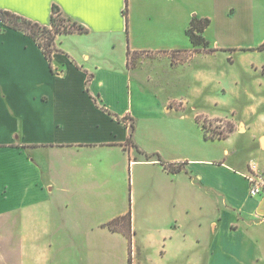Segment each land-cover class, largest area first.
<instances>
[{"label": "crops", "instance_id": "crops-1", "mask_svg": "<svg viewBox=\"0 0 264 264\" xmlns=\"http://www.w3.org/2000/svg\"><path fill=\"white\" fill-rule=\"evenodd\" d=\"M197 1L0 0V8L44 25L51 24L52 9L57 5L66 18L87 29L58 34V51L50 61L33 37L0 21L1 189L8 190L14 184L12 168L21 158L30 173L15 178L19 184L25 183L22 188L32 191L28 210L45 198V191L55 190L67 202L83 203L90 198L85 205L103 208L101 199L95 201L94 197L113 195L110 172L118 173L121 168L112 158L117 151L130 171L131 208L121 205L117 215L97 222L90 216L85 221L97 223V231L91 227L81 233L83 239L74 240L77 264L84 259L99 264V259L109 260L114 255L129 264L131 247L133 264H264V216L258 213L264 201L250 196L246 177L250 162L262 172L264 163L254 158L234 161L235 150L225 148L222 157L194 153L191 158H164L186 162L184 170L168 172L156 155L163 154L164 147L177 153L189 145V138L179 141L177 135L159 125L178 104L166 86H155L151 75L128 65L129 49L174 54L187 65L195 58L214 55L218 48L249 41L256 23L251 15L254 0H236L245 7L242 23L232 33L224 32L225 37L237 35L235 42L216 40L213 50L208 34L214 18L207 11L201 12ZM224 2L212 0L216 9ZM195 17L211 21L202 32L207 46H195L188 35ZM89 75L92 79L87 90ZM199 116L204 115H198L196 121L206 143L229 141L241 124L243 132L251 129L240 120L227 136L206 139ZM123 117L129 118V124L134 122L133 142L128 141L131 129ZM263 138L261 131L256 143L264 150ZM146 154L153 157L148 159ZM38 159L50 165L73 163L78 171L60 169L45 179ZM81 159H85L83 165ZM79 178L84 181L77 189ZM12 210L0 209V217ZM129 211L134 231L131 243L123 232L99 224ZM99 230L102 235H98ZM116 240L119 251L117 245L114 247ZM52 244L55 242L28 236L21 264H50L56 253L58 261L66 257L61 247L51 253ZM4 259L0 254V261Z\"/></svg>", "mask_w": 264, "mask_h": 264}, {"label": "rangeland", "instance_id": "rangeland-1", "mask_svg": "<svg viewBox=\"0 0 264 264\" xmlns=\"http://www.w3.org/2000/svg\"><path fill=\"white\" fill-rule=\"evenodd\" d=\"M196 3L201 12L207 11L214 18L213 26L208 34L212 45L210 50L215 48L216 40L222 44L234 43L237 35L231 34L232 36L225 37L224 32L231 30L232 33L236 28H240L244 5L241 6L236 0H225L220 9H216L212 0H199ZM251 7L253 9L251 15L256 23L253 34L244 45L218 48L214 55L195 58L187 65L183 60L180 63L173 53L171 56L154 52H139L136 55L133 61L137 64L135 68H141L146 74L151 75L149 77L153 78L152 83L155 86L160 84L166 86L167 91L178 104V106L175 105L178 108L173 107L168 118L159 121V125L177 135L179 141L189 138L187 148L182 146L177 153L170 147H164L163 154L159 153L163 159L179 155H188L191 158L195 156L194 153L208 154V158L222 157L224 149L229 148L231 151L235 150V155L232 157L234 161L238 159L241 162L254 158L264 163V150L258 148L256 143L258 133L264 131V49H258L264 43V0L252 1ZM198 115H204L198 117L199 123L211 137L227 136L230 131L237 128L240 120L249 124L251 129L243 132L245 128L241 124L240 131L237 130L229 141L206 143L202 139L201 130L196 121ZM128 125H130L129 122ZM112 158L121 166L118 173L110 172L112 179L109 183L114 186L109 189H113V197H94L95 201L101 199L100 206L103 205V208L85 205L90 198H85L83 203L67 202L66 197L55 190L54 192L45 191V198H40L42 201L35 204V207H31V211L28 210L27 199L33 197L32 191L22 188L25 183L19 184L15 178L17 174L24 176L30 173V169L21 158H17L16 167L12 168V175L15 177L11 183L14 184L8 190L1 189L0 186V209L13 208L11 212L0 217V254L6 261L10 264H21L23 254L26 252V238L30 236L55 242L51 245L53 248L51 253L58 247L63 249L62 254L66 257L58 261V253H56L50 264H77L73 257L75 246L73 242L75 239H83L81 233L97 224L85 223V221L89 220L90 216L91 220L97 222L102 218L117 215L122 210L121 205L131 208L130 171L126 166L125 158H122L118 151ZM79 161L82 165L85 163V159ZM234 161L229 160V164L234 166ZM36 162L46 172L45 179L60 169L67 173L78 171L75 170L73 163L65 162L60 166V164L50 165L49 162L43 164L41 159ZM2 166L0 164V169ZM82 181H84L82 178L76 180L77 189L80 188L79 184ZM111 197L114 198L113 204L110 202ZM125 222V219L122 222L119 221L118 223L121 224L117 227H122ZM107 223L99 224L107 226ZM98 235H102L100 230ZM120 241L125 242L123 238ZM116 242L114 247L117 245L119 251L120 245L117 240ZM130 253L132 255V247ZM110 258L112 260L99 259L98 263H126V260L121 263L122 258L119 255ZM5 259L0 261V264H6ZM82 262V264H89L86 259Z\"/></svg>", "mask_w": 264, "mask_h": 264}, {"label": "trees", "instance_id": "trees-1", "mask_svg": "<svg viewBox=\"0 0 264 264\" xmlns=\"http://www.w3.org/2000/svg\"><path fill=\"white\" fill-rule=\"evenodd\" d=\"M125 13L127 14V9ZM0 21L8 27L22 30L26 34L33 37L38 43V45L42 48L46 57L50 61H52L53 53L55 51H58V48L56 47V37L58 34H67V33L87 31V29L83 27L82 25L66 18L63 12L61 11V9L57 5L53 6L50 25L41 24L37 21L28 19L22 15H19L10 10H6L2 8H0ZM210 22L211 21L209 18H197V17L193 18L191 22V27L188 29V35L192 43L195 46H198V45L207 46L208 45V41H206V39L202 36V32L206 29V27L210 24ZM258 49L263 50L264 43L260 45ZM138 53H139L138 51H132L131 49L128 50V65L130 67L137 66V64L133 63V61L135 60V57ZM91 79L92 77L91 75H89L87 82H86L87 90H89L90 88ZM95 100L96 102H98L97 99ZM128 119H129L128 117L121 118V120H124V121H127ZM197 120L199 122V118H197ZM130 125H131V132H130L128 141L133 142V134H134V128H135L134 122H131ZM203 127L204 126H202V128ZM204 136L206 139L223 138V137L208 136L205 130H204ZM146 157L150 159L153 157V155L146 154ZM157 158L168 172L178 173L184 170L185 168L186 162H180V163L168 162L162 159V157L159 154H157ZM124 219L126 220L124 225L122 227H117L121 224L118 222L119 221L122 222ZM107 226H109V228L114 231L123 232L129 238L130 243H131L132 237L134 234V231L132 229V223H131V211H129L126 215L117 217L113 221L107 223ZM129 264H133L132 255L129 258Z\"/></svg>", "mask_w": 264, "mask_h": 264}, {"label": "built area", "instance_id": "built-area-1", "mask_svg": "<svg viewBox=\"0 0 264 264\" xmlns=\"http://www.w3.org/2000/svg\"><path fill=\"white\" fill-rule=\"evenodd\" d=\"M249 183V194L252 197H259L264 201V172H262L255 162L249 163L246 175Z\"/></svg>", "mask_w": 264, "mask_h": 264}, {"label": "water", "instance_id": "water-1", "mask_svg": "<svg viewBox=\"0 0 264 264\" xmlns=\"http://www.w3.org/2000/svg\"><path fill=\"white\" fill-rule=\"evenodd\" d=\"M263 145H264V138H263ZM258 213L262 216H264V202L259 205Z\"/></svg>", "mask_w": 264, "mask_h": 264}]
</instances>
